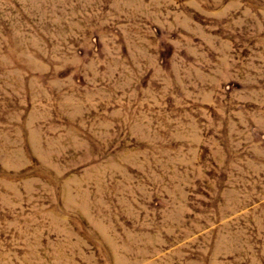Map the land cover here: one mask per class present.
I'll return each mask as SVG.
<instances>
[{
    "label": "rangeland",
    "instance_id": "374dc122",
    "mask_svg": "<svg viewBox=\"0 0 264 264\" xmlns=\"http://www.w3.org/2000/svg\"><path fill=\"white\" fill-rule=\"evenodd\" d=\"M0 264H264V0H0Z\"/></svg>",
    "mask_w": 264,
    "mask_h": 264
}]
</instances>
